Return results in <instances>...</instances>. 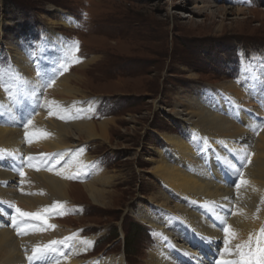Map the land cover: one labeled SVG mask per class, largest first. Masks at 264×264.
<instances>
[{"label":"rangeland","instance_id":"374dc122","mask_svg":"<svg viewBox=\"0 0 264 264\" xmlns=\"http://www.w3.org/2000/svg\"><path fill=\"white\" fill-rule=\"evenodd\" d=\"M239 9L244 13L238 15ZM20 46L23 59L30 64L37 60L31 64L32 72L25 68L16 77L27 93H34L33 100L26 99L25 92V99L17 103L19 89L13 96L14 86L5 83L3 77L9 65H17L15 56ZM255 59L264 62V0H0V97H6L13 106L2 114L32 128L33 119L41 112L39 105L45 106L54 85L75 70L77 78L72 85L88 97L53 109L41 122L69 124L84 118L99 124L105 119L115 120L109 142L84 138L80 139L83 143L73 141L80 146L66 149L70 153L65 161L70 162L71 171L76 152L79 158L83 153L90 158L91 167L85 172L87 178L81 173L71 176L72 199L51 214L76 237L97 236L83 262L96 264V260L115 257L123 258V264L148 263L158 233L142 224L138 216L141 210L152 207L155 191L166 189L152 173L158 151H170L161 134L173 130L187 143L195 136L181 118L167 110L184 108L183 104L190 105L196 99L220 115L231 114L233 120L237 109L232 106L241 103L221 85L231 81L237 84L242 65L249 69ZM81 66L85 67L79 69ZM244 83L238 89L246 95L244 88L249 89L251 83ZM0 127L10 126L0 123ZM40 132V139L44 138L45 130ZM29 134L31 131L24 138ZM27 152L23 149L17 153L22 163L15 164L20 165L10 162L19 189L27 185L29 173H43L44 168L51 167ZM50 153L58 158L59 152ZM56 166L54 171L62 165ZM94 168L96 174L105 170L117 175L108 188L116 193L113 207L94 204L81 187L93 179L88 171ZM31 192L28 188L20 194L31 196ZM17 203L6 201L24 212ZM260 237H264L261 230ZM245 243L250 246L247 259H258L251 242Z\"/></svg>","mask_w":264,"mask_h":264},{"label":"bare ground","instance_id":"6f19581e","mask_svg":"<svg viewBox=\"0 0 264 264\" xmlns=\"http://www.w3.org/2000/svg\"><path fill=\"white\" fill-rule=\"evenodd\" d=\"M201 8L203 6L195 7ZM236 12L241 15L244 9ZM55 41L60 40L56 38ZM22 48L20 46L15 56L16 68H10L14 73L5 71L7 74L3 77L5 83L14 86L13 96L19 89L17 103L25 99L22 93H27V88L16 77L25 68L32 72L28 59H23ZM77 72L74 70L71 75H63L54 85L49 93L50 100L45 106L39 105L41 112L33 119L32 128L22 127L19 119L3 115L13 106L6 97H0V123L10 126L0 127V264H92L83 262L82 257L92 252L97 236L76 237L73 230L55 222L51 214L72 199L71 176L81 173L82 178H87L85 172L91 167L90 158L84 153L79 158L76 152L71 171L70 162L65 161L70 153L66 149L80 146L79 143H83L80 139L84 138L109 142L115 120L105 119L99 124L84 118L69 124L55 120L41 122L53 109H60L77 98L88 97L72 85ZM239 78L237 84L231 81L221 85L241 103V106L228 104L237 109L232 115L233 120L229 117L231 114L223 112L220 115L214 107L211 110L196 99L190 100V105L183 104L184 108L167 110L175 118H181L195 136L191 143H187L173 130L161 134L170 151H158L152 173L166 189L155 191L150 200L152 207L141 210L138 216L142 224L158 233L155 244L150 247L147 264H241L247 260L250 249L245 241L251 242L258 256L257 249L264 248V237H260L264 225V62L255 59L249 69L242 65ZM244 81V84L251 83H248L249 89L243 87L247 90L246 95L238 89ZM29 87L34 92V85ZM32 94L27 93L26 99L33 100ZM26 107L30 108V105ZM42 130H45L44 138L40 139ZM27 131L31 134L24 138ZM75 140L80 142L74 143ZM23 149L51 167L44 168L43 173H29L25 179L27 185L19 189L10 162L22 163L17 153ZM52 151L59 152L58 158L53 157ZM56 165L62 166L54 171ZM96 171L95 168L88 171L93 179L81 187L94 204L113 207L116 193L108 188L114 185L117 175H109L105 170L96 174ZM28 188H32L31 196L20 194ZM6 201L18 202L24 212H17L14 205L6 204ZM38 210L46 211L38 213ZM20 213L40 214L43 219ZM224 227H228V235L222 230ZM244 245L247 247H237ZM34 249L41 251L34 254ZM52 253L56 257H52ZM123 261V258L108 257L95 263L123 264Z\"/></svg>","mask_w":264,"mask_h":264},{"label":"snow or ice","instance_id":"6c2138e0","mask_svg":"<svg viewBox=\"0 0 264 264\" xmlns=\"http://www.w3.org/2000/svg\"><path fill=\"white\" fill-rule=\"evenodd\" d=\"M241 183H245L243 180H241ZM17 212H19L20 210L19 209H17L16 210ZM22 216H29V215H32L34 218H36V219H43V217H41L39 214H29V213H20ZM13 226H15V221H14V223H13ZM224 232H225V234L226 235H228L229 234V229H228V227H224L223 229H222ZM261 233L262 234H264V229H261ZM18 234H21V233H19L18 232ZM249 239H251V237L249 238ZM54 244L55 243H57V242H53ZM226 243H227V241H226ZM238 248H240V247H247V245H244V246H237ZM41 250H39V249H34V254L35 253H38V252H40ZM257 252L259 253V258L258 259H256V258H254V257H249L246 261H243L242 262V264H264V248H258L257 249ZM242 255V257H243V253L241 254ZM229 264H230V262H229Z\"/></svg>","mask_w":264,"mask_h":264},{"label":"trees","instance_id":"16d2710c","mask_svg":"<svg viewBox=\"0 0 264 264\" xmlns=\"http://www.w3.org/2000/svg\"><path fill=\"white\" fill-rule=\"evenodd\" d=\"M137 231V230H136ZM135 232V231H134Z\"/></svg>","mask_w":264,"mask_h":264}]
</instances>
